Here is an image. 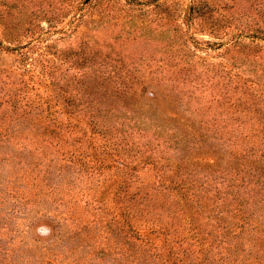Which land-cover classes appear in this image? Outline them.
<instances>
[{
	"label": "rangeland",
	"instance_id": "obj_1",
	"mask_svg": "<svg viewBox=\"0 0 264 264\" xmlns=\"http://www.w3.org/2000/svg\"><path fill=\"white\" fill-rule=\"evenodd\" d=\"M0 264H264V0H0Z\"/></svg>",
	"mask_w": 264,
	"mask_h": 264
},
{
	"label": "clouds",
	"instance_id": "obj_2",
	"mask_svg": "<svg viewBox=\"0 0 264 264\" xmlns=\"http://www.w3.org/2000/svg\"><path fill=\"white\" fill-rule=\"evenodd\" d=\"M38 232H40L41 235L47 236L50 232V229L46 225H42L40 228L37 229Z\"/></svg>",
	"mask_w": 264,
	"mask_h": 264
},
{
	"label": "trees",
	"instance_id": "obj_3",
	"mask_svg": "<svg viewBox=\"0 0 264 264\" xmlns=\"http://www.w3.org/2000/svg\"><path fill=\"white\" fill-rule=\"evenodd\" d=\"M203 9H204V7H202ZM198 11H202V10H200V9H197ZM204 12V11H203ZM203 14H206V13H203ZM171 252V251H170Z\"/></svg>",
	"mask_w": 264,
	"mask_h": 264
}]
</instances>
